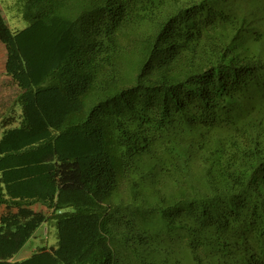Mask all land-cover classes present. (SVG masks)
Returning <instances> with one entry per match:
<instances>
[{"label": "trees", "instance_id": "1", "mask_svg": "<svg viewBox=\"0 0 264 264\" xmlns=\"http://www.w3.org/2000/svg\"><path fill=\"white\" fill-rule=\"evenodd\" d=\"M0 44V264H264V0H0Z\"/></svg>", "mask_w": 264, "mask_h": 264}, {"label": "rangeland", "instance_id": "2", "mask_svg": "<svg viewBox=\"0 0 264 264\" xmlns=\"http://www.w3.org/2000/svg\"><path fill=\"white\" fill-rule=\"evenodd\" d=\"M8 24L11 29L17 30V29H22L27 25V21L24 18H16L12 17L11 20H8ZM4 57H5V52L3 46L0 44V93H3L4 83L5 79L2 75L3 73V62H4ZM13 90V89H11ZM9 89V92L11 91ZM12 92V91H11ZM47 227L46 224L40 226L35 234L36 236L30 238L28 242L24 245V247L14 256L16 259H21L26 257L32 250L39 246H50L54 245L56 242V237H55V231L52 226L49 227L48 231L45 232V228Z\"/></svg>", "mask_w": 264, "mask_h": 264}]
</instances>
